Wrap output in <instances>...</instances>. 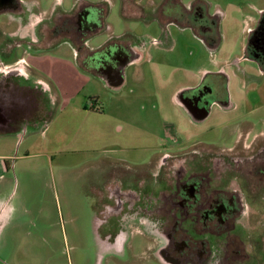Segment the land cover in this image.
<instances>
[{"label":"rangeland","instance_id":"obj_1","mask_svg":"<svg viewBox=\"0 0 264 264\" xmlns=\"http://www.w3.org/2000/svg\"><path fill=\"white\" fill-rule=\"evenodd\" d=\"M27 1L36 20L50 19L59 9L97 6V33L88 46L116 40L141 46L144 57L139 68L127 69L128 79L119 89L79 74L68 43L38 50L17 48L15 41L13 56L6 58L3 42L15 37L19 27L0 15V68H15L22 59L47 85L53 102L46 121L0 134V206L5 207L0 264H161L152 254L151 239L129 228L123 255L100 246L94 208L98 187L115 161L140 165L152 159L166 133L186 145L203 142L230 149L242 122L264 131V73L241 60L248 30L264 13V0H179L186 8L203 2L208 15L219 20L216 50L190 28L159 23L153 4L145 5L150 15L142 18L123 0ZM216 73L214 78L227 75L222 93L233 107L216 105L207 119L194 122L173 96L180 86Z\"/></svg>","mask_w":264,"mask_h":264},{"label":"flooded vegetation","instance_id":"obj_2","mask_svg":"<svg viewBox=\"0 0 264 264\" xmlns=\"http://www.w3.org/2000/svg\"><path fill=\"white\" fill-rule=\"evenodd\" d=\"M167 1L123 0L139 9L141 17L142 5L153 4L159 23H179L204 42L218 39V20L208 15L202 2L186 8L179 0ZM31 7L27 0L0 2V15H8L19 27L15 37L3 42L2 56H13L15 41L17 48L38 50L68 43L78 67L102 78L110 88H114L110 81L120 79L123 86L127 69L144 57L141 46L116 40L88 46L89 38L97 33V6L78 5L70 12L59 9L50 19L37 20ZM247 35L243 58L264 72V13ZM16 64L0 68V134L26 123L37 125L53 112L47 85L33 76L22 59ZM215 75L205 76L199 85L180 91L175 98L194 122L207 119L216 105L232 107L229 96L222 93L228 77ZM234 134L235 145L225 149L203 142L186 145L166 133L149 161L111 164L94 207L100 246L123 255L129 228L151 239L152 254L161 264H264V131L242 122ZM4 211L0 206V225Z\"/></svg>","mask_w":264,"mask_h":264},{"label":"crops","instance_id":"obj_3","mask_svg":"<svg viewBox=\"0 0 264 264\" xmlns=\"http://www.w3.org/2000/svg\"><path fill=\"white\" fill-rule=\"evenodd\" d=\"M141 60H143V58H140V59H137L135 62H134V64L131 66V67H137V68H139V66H138V64H140L141 63ZM241 60L242 61H249V62H251V63H253V64H256V63H254L253 61H250V60H247V59H245V58H243V55L241 56ZM130 67V68H131ZM79 68V67H78ZM260 68V67H259ZM79 70H80V73L79 74H83L82 76H86L85 78L87 79V80H89V81H93V80H96L97 82H99V83H102L103 85H105V83H104V81H103V79L102 78H100V77H97V76H95V75H93V73H91V72H87V71H84V70H82L81 68H79ZM263 72V71H262ZM264 73V72H263ZM208 74V73H207ZM220 74H223V73H220ZM244 74H245V69H244ZM137 75H138V77L140 78V77H142L141 76V72H140V70L138 71V73H137ZM223 75H225V76H227L226 74H223ZM205 77V76H204ZM203 76L200 78V79H198L197 80V83H192V84H186V85H184V86H180L179 88H178V90L175 92V94H174V100H176L175 98H176V96H177V94L180 92V91H182V90H184V89H187V88H191V87H196L197 85H199L201 82L200 81H202L203 80V78H204ZM106 86V85H105ZM108 87V86H107ZM110 88V87H109ZM121 88V87H120ZM231 106L233 107V105L231 104ZM6 167H7V165H6Z\"/></svg>","mask_w":264,"mask_h":264},{"label":"trees","instance_id":"obj_4","mask_svg":"<svg viewBox=\"0 0 264 264\" xmlns=\"http://www.w3.org/2000/svg\"><path fill=\"white\" fill-rule=\"evenodd\" d=\"M204 6H206V5L204 4ZM142 10H143L142 17L143 18H146V17L148 18L150 14H147V11H146L145 7H142ZM218 24H219V20H218ZM219 42H220V31H219V37H218V39H216V41H213L212 43L206 41V44L209 46L210 49L216 50L218 48V46H219ZM22 127H19L17 130L21 129ZM17 130H15V131H17Z\"/></svg>","mask_w":264,"mask_h":264},{"label":"water","instance_id":"obj_5","mask_svg":"<svg viewBox=\"0 0 264 264\" xmlns=\"http://www.w3.org/2000/svg\"><path fill=\"white\" fill-rule=\"evenodd\" d=\"M3 0H0V2L2 3ZM12 1V0H11ZM109 84L112 86V87H116V88H120L123 84V79H120L119 81L115 82V81H110ZM5 133H8L10 132V129H6V131H4Z\"/></svg>","mask_w":264,"mask_h":264}]
</instances>
